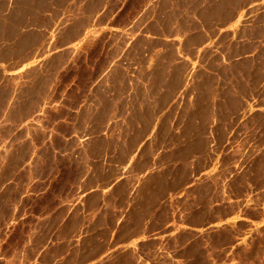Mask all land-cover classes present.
Wrapping results in <instances>:
<instances>
[{
    "label": "rangeland",
    "instance_id": "obj_1",
    "mask_svg": "<svg viewBox=\"0 0 264 264\" xmlns=\"http://www.w3.org/2000/svg\"><path fill=\"white\" fill-rule=\"evenodd\" d=\"M0 264H264V0H0Z\"/></svg>",
    "mask_w": 264,
    "mask_h": 264
}]
</instances>
